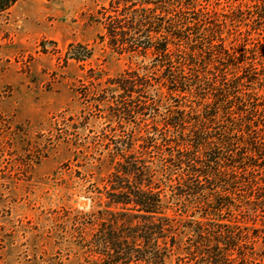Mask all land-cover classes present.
Returning a JSON list of instances; mask_svg holds the SVG:
<instances>
[{"label":"trees","instance_id":"1","mask_svg":"<svg viewBox=\"0 0 264 264\" xmlns=\"http://www.w3.org/2000/svg\"><path fill=\"white\" fill-rule=\"evenodd\" d=\"M99 23L133 62L90 93L114 163L79 246L97 264H264V0H108ZM91 57L70 43L65 60Z\"/></svg>","mask_w":264,"mask_h":264},{"label":"rangeland","instance_id":"2","mask_svg":"<svg viewBox=\"0 0 264 264\" xmlns=\"http://www.w3.org/2000/svg\"><path fill=\"white\" fill-rule=\"evenodd\" d=\"M107 1L16 0L0 13V264H97L79 244L104 200L114 161L100 143L112 144L115 123L90 93L133 62L99 39ZM70 43L92 57L66 61Z\"/></svg>","mask_w":264,"mask_h":264}]
</instances>
